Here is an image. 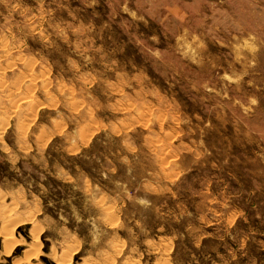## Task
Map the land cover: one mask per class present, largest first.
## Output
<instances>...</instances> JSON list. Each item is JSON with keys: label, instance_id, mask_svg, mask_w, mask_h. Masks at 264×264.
Listing matches in <instances>:
<instances>
[{"label": "rangeland", "instance_id": "1", "mask_svg": "<svg viewBox=\"0 0 264 264\" xmlns=\"http://www.w3.org/2000/svg\"><path fill=\"white\" fill-rule=\"evenodd\" d=\"M264 264V0H0V264Z\"/></svg>", "mask_w": 264, "mask_h": 264}, {"label": "bare ground", "instance_id": "2", "mask_svg": "<svg viewBox=\"0 0 264 264\" xmlns=\"http://www.w3.org/2000/svg\"><path fill=\"white\" fill-rule=\"evenodd\" d=\"M87 264V263H86Z\"/></svg>", "mask_w": 264, "mask_h": 264}]
</instances>
